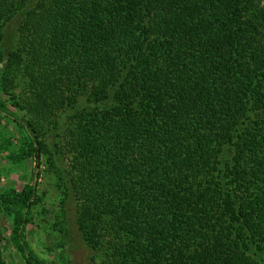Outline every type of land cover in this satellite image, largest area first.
Here are the masks:
<instances>
[{
  "label": "trees",
  "instance_id": "trees-1",
  "mask_svg": "<svg viewBox=\"0 0 264 264\" xmlns=\"http://www.w3.org/2000/svg\"><path fill=\"white\" fill-rule=\"evenodd\" d=\"M1 64L0 118L50 156L97 264H264L262 0H0ZM36 201L4 200L23 264H46Z\"/></svg>",
  "mask_w": 264,
  "mask_h": 264
},
{
  "label": "rangeland",
  "instance_id": "rangeland-1",
  "mask_svg": "<svg viewBox=\"0 0 264 264\" xmlns=\"http://www.w3.org/2000/svg\"><path fill=\"white\" fill-rule=\"evenodd\" d=\"M262 2L264 3V0ZM21 21L20 16L5 26L1 44L4 54L16 49ZM3 74L4 64H1L0 80ZM0 99L9 100L2 94L1 88ZM85 106L83 102L78 110ZM60 124V129L53 131L51 137L46 140L51 153L55 151V144L58 143L60 147L63 145L61 138L64 122ZM14 128L7 120L0 118V254L3 261L6 264H23L9 242L10 217L6 210L9 205H6L4 200L20 193L25 185L35 184L37 201L32 210V224L26 228L25 233L30 251L46 264H95L92 260L97 264V260L77 232L74 224L75 202L56 180L53 169H50V156H40L37 167L35 160L23 156L26 153L25 135ZM59 149L65 153L64 149ZM66 158L71 160V156ZM58 159L55 160V166L62 171L69 160H64L62 156ZM14 209L12 207V210Z\"/></svg>",
  "mask_w": 264,
  "mask_h": 264
}]
</instances>
